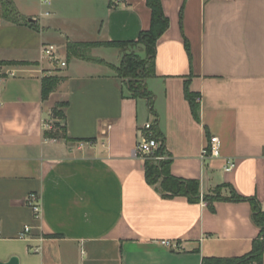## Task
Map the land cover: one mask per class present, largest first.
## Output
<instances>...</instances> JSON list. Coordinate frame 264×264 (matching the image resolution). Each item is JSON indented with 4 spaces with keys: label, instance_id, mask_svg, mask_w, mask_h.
Wrapping results in <instances>:
<instances>
[{
    "label": "crops",
    "instance_id": "1",
    "mask_svg": "<svg viewBox=\"0 0 264 264\" xmlns=\"http://www.w3.org/2000/svg\"><path fill=\"white\" fill-rule=\"evenodd\" d=\"M2 1L16 19L0 4V261L202 264L248 255L260 235L253 204L167 198L149 183L138 144L154 121L173 176L198 181L202 195L222 189L230 198L228 185L264 208V0H161L170 25L157 42L156 77L145 82L152 111L118 76L120 49L92 48L99 61L67 53L70 43L137 41L151 25L147 0ZM47 44L67 67H49ZM52 75L63 82L43 100ZM186 87L199 98V119ZM60 102L66 138L46 137L43 122ZM212 136L221 156L203 160Z\"/></svg>",
    "mask_w": 264,
    "mask_h": 264
},
{
    "label": "trees",
    "instance_id": "2",
    "mask_svg": "<svg viewBox=\"0 0 264 264\" xmlns=\"http://www.w3.org/2000/svg\"><path fill=\"white\" fill-rule=\"evenodd\" d=\"M4 2V1H3ZM7 3V2H5ZM10 5L9 3H7ZM147 5L151 10V25L146 31L141 32L139 39L131 42H104V43H70L67 46V53L70 58H77L87 61H99L90 55L92 48L98 46L115 47L121 49L123 45L139 43L143 44L147 50V58L137 61L127 60L123 62L126 65V74L128 81L123 79L116 67L118 76L125 82L126 88L133 98L147 99L152 108L153 95L146 87V80L156 77L155 72V56L157 42L160 37L168 30L170 21L165 15L162 7L161 0H147ZM14 9H3V16L6 19L15 20L16 17L11 14ZM63 78L58 77H44L42 80V98L47 100L49 96L56 90L59 82ZM186 98L189 101L193 115L195 118L200 117V103L198 102V96L189 91L186 87ZM67 103H64L63 112L56 113L61 115L60 119H65V109ZM59 118V117H58ZM46 137L52 136L46 132ZM154 138L160 143V147L154 157L146 158V175L151 185L160 184L161 190L167 198H173L177 196H185L190 202H199L201 198L208 202L215 201H250L253 204L252 220L257 227L260 228L259 238L253 242L252 251L243 257L239 258H216L207 257L204 258L202 264H263L264 256V208L254 198H245L238 195L234 189L230 186L227 187L231 192L230 198H224L222 196H210L202 195L200 190V183L196 180H186L173 176L170 172V160L168 158L165 161L156 160V157L167 156L166 155V140L163 133L157 128L153 127ZM222 190V189H221Z\"/></svg>",
    "mask_w": 264,
    "mask_h": 264
},
{
    "label": "built area",
    "instance_id": "3",
    "mask_svg": "<svg viewBox=\"0 0 264 264\" xmlns=\"http://www.w3.org/2000/svg\"><path fill=\"white\" fill-rule=\"evenodd\" d=\"M43 58L48 62L51 69H62L67 67V62L61 56L60 49L51 44L44 45L42 47ZM199 100V98L197 99ZM154 121H148L141 128V139L138 144V152L143 158L154 157L156 152L160 147V143L153 135ZM43 127L45 130H51V120H44ZM221 156V144L220 140L216 136H212L209 140L208 145L203 149L202 159L208 158H219ZM236 168V162L234 159H228L225 170L231 172ZM27 204L32 208L34 216L36 219L40 218L41 215V205L40 196L37 193H31L27 198ZM30 232V228L25 227L23 237ZM163 245L169 248H179L178 245H172L169 241H163Z\"/></svg>",
    "mask_w": 264,
    "mask_h": 264
},
{
    "label": "rangeland",
    "instance_id": "4",
    "mask_svg": "<svg viewBox=\"0 0 264 264\" xmlns=\"http://www.w3.org/2000/svg\"><path fill=\"white\" fill-rule=\"evenodd\" d=\"M0 4H1L2 9H13V7L11 5H8L7 3L3 2L2 0L0 1ZM120 51H121V57H120L119 64L117 66V71H118L119 75L123 79H125V81H128V76H127L126 70H125L127 66L123 65V62H125L127 60L137 61L140 59L141 60L146 59L148 50L143 44L134 43V44L123 45L121 47ZM90 55H91V51H90ZM0 66H2V64ZM53 77L62 78L59 76H53ZM62 82H63V80H61L59 82V85L57 86V88L62 84ZM63 106H64V102L57 103L55 105L53 111H52V119H51V126L52 127H51V130L48 131V133L52 136L51 138H63V139L66 138L65 133L63 131V127H64L63 119H60L61 115L56 114V113H59L61 111L63 112ZM155 159L164 162L166 159V156H163V157L159 156V157H156ZM210 196H222V190L216 189L212 194H210Z\"/></svg>",
    "mask_w": 264,
    "mask_h": 264
},
{
    "label": "water",
    "instance_id": "5",
    "mask_svg": "<svg viewBox=\"0 0 264 264\" xmlns=\"http://www.w3.org/2000/svg\"><path fill=\"white\" fill-rule=\"evenodd\" d=\"M29 21L35 22V20H33V19H30ZM0 264H20V260L18 257L14 256L8 262H1L0 261Z\"/></svg>",
    "mask_w": 264,
    "mask_h": 264
}]
</instances>
